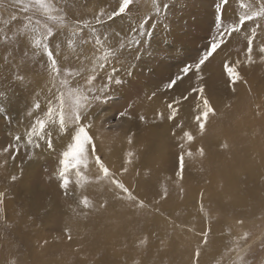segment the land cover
Instances as JSON below:
<instances>
[{
  "label": "rangeland",
  "instance_id": "374dc122",
  "mask_svg": "<svg viewBox=\"0 0 264 264\" xmlns=\"http://www.w3.org/2000/svg\"><path fill=\"white\" fill-rule=\"evenodd\" d=\"M167 2L170 8L163 14H158L154 11L151 0H135L125 14L107 21L104 25H96L94 16L101 9L110 12L118 8L119 0H59L60 6L66 8L69 20L92 21L97 34L112 36L119 33L121 37L135 35L131 29L135 28L142 18L147 21L146 31L151 33L139 37L144 41L143 44H133L121 51L117 67L121 68L119 77L123 83L113 84L106 99L95 103L90 109L89 132L93 136L97 154L111 172L115 173L116 178L154 212L156 202L160 201L163 195L148 194L138 176L142 178L147 174V170H152L154 173V165L157 164L176 177L177 171L181 170L179 161L182 153L181 144L185 145L183 153L189 151L193 157L200 155L198 150L201 148L203 152H213L216 155L222 154L221 152L225 150L228 153L230 151L231 157L234 155L236 161L231 162L232 165L230 164L226 172L227 180L231 181L234 174L237 175L234 181L238 193L240 191L242 198L246 197L249 201H254L256 209L259 208L256 210L257 215L239 216L235 209L226 210L225 216L219 211L210 214L209 211L213 206L211 198L214 195L209 194L210 189L206 192L210 187L205 179L201 180L202 183L199 181L196 184L197 199H190L186 204L178 200V206L184 210V213L192 211V214H198L196 211L201 210L202 205L204 211H201L200 219L203 220H199L202 233L207 232L210 236L212 232L209 241L207 239L208 248L216 251L210 260L198 264H264V61H261L259 56H255V63H242L237 71L246 83L238 81L233 92L224 72L223 61L225 59L235 61L237 58L244 60L241 52L246 42L242 36H237L223 52L202 66L201 81H197L190 73L189 78L184 79L174 91L165 90L163 85L174 77L184 64L198 57L214 32L215 5L218 0H167ZM247 2H255L258 5L259 0H247ZM14 11L15 9L10 7V0H0V37H3L8 29V25L3 21L8 18L10 12ZM238 11L239 0H230L224 10L226 21L236 18ZM261 23L264 24V21ZM82 35L90 38L91 33L88 29H84ZM58 39L63 40V35ZM261 40H264V34L257 40V46ZM62 48L59 58L62 65L69 62L75 65L78 55L81 59L84 55H91V45L79 46L74 52L66 46ZM65 57L69 59L65 60ZM18 62L19 59L12 61L11 64H0V192L5 193L3 211L0 213L2 216L0 264H139L137 263L139 253L132 261L133 256L130 258L129 253L122 250L117 243L114 245L110 242H100L90 245L85 251L77 250L74 241L84 239L98 227H101L102 231L97 234L101 235L109 228L112 240V235L117 233L127 242H132L133 237H126L124 231L128 226L134 228L135 224L123 220L107 222L111 215L107 214L106 219V215L102 213L104 209L109 208L100 207L101 204H105L104 201L107 204L110 200H114V203L120 205H125V202L129 201L115 198L112 191H109L112 187L109 181L95 179L97 170L94 164L90 163L86 172L90 178L89 182L83 183L82 186L76 185L77 177L74 172H70L69 178L72 183L69 185V191L74 194L67 196L64 194V190L59 186L60 181L56 171L59 153L70 142L69 135L56 138L54 150H48L43 145L39 149L32 148L21 141L15 160L10 155L15 149L10 148L8 153L3 152L5 147L16 143L15 136H23L25 126L31 120L28 114L34 111L31 105L35 102L41 103L42 106L46 104L48 79L46 57H33L29 52L26 67L22 70L16 68ZM17 73L23 75L24 79L17 80ZM100 82L97 80L96 83ZM199 84H203L204 95L209 99L216 113L209 116L203 134H200L195 122V116L198 114L196 94L181 102L174 120L169 121L166 118L169 114L167 104L179 94L185 93L186 89L190 90V86L198 87ZM153 92L156 93L155 96L152 95ZM257 93L263 98L262 104L259 105H256ZM121 112L127 114L122 117ZM158 112L164 113L163 120L158 118ZM141 115L145 117L143 121L140 120ZM240 125L250 126V131H238ZM183 131H190L194 139L190 142L181 139ZM236 134L243 138L244 143L240 148L233 145ZM116 145L127 147L126 152L124 151V163L120 168L111 167L114 163L110 159V151L113 147H118ZM244 150L245 154L249 150L255 151L252 160L254 162L242 160L238 167L237 161H240V157L245 158ZM129 152L134 154L131 163L125 165ZM125 166L128 168L127 172L122 171ZM191 166L190 160L187 161L184 156L182 171L188 176ZM249 166L254 172L250 171ZM260 166L262 172L258 174ZM230 174L233 176L231 177ZM12 175L17 177L15 181L11 180ZM198 189H202L203 192L205 190L206 195H209L204 196L206 199L202 203H197L201 198L199 196H203ZM83 195L88 196L92 201V208L84 209L79 205V198ZM171 203L175 204L176 200ZM128 204L133 209V217L139 219L141 208L131 202ZM146 207L142 208V211ZM156 211L160 214L159 209ZM164 211L166 214L169 213L168 209ZM159 216H161L158 219L159 225L151 221L148 230L156 233L163 227L164 232V226L169 227V223L166 222L170 217L162 214ZM196 216L194 215L193 220H197ZM256 216L259 217L258 220ZM228 217L233 220L232 223ZM241 218L244 221L238 224V221H242ZM208 220L214 223L207 225ZM229 222L230 226L227 224ZM112 224L115 225L113 229H111ZM179 224L177 223L178 226ZM217 225L221 229L218 230ZM230 231L235 233L230 234ZM214 232L223 240L213 241ZM144 233L143 235L151 241H148L143 248L148 260L151 255L148 250L150 245H155L154 250L158 248L162 250L160 255L158 252V263L149 261L147 264H167V261L176 258V248L184 247L183 243L169 244V236H171L169 233L165 235L166 237H161L158 233L155 234L157 236H153L151 231ZM202 233L196 232L195 235L203 236ZM201 239L203 240L199 243H203L204 237ZM218 241L221 244H218ZM210 243L213 245L211 246ZM218 252L219 255L216 254ZM187 256H190V253L181 257L182 264L184 262L190 264ZM191 259L195 260L192 264L198 261L197 258ZM174 261L170 262L177 264L178 260Z\"/></svg>",
  "mask_w": 264,
  "mask_h": 264
},
{
  "label": "snow or ice",
  "instance_id": "6c2138e0",
  "mask_svg": "<svg viewBox=\"0 0 264 264\" xmlns=\"http://www.w3.org/2000/svg\"><path fill=\"white\" fill-rule=\"evenodd\" d=\"M134 2L135 0H119L118 8L110 12L101 9L94 16V23L104 25L107 21L125 14ZM229 2L230 0H218L215 5L214 32L198 57L184 64L179 72L163 85L165 90L174 91L184 79L189 78L190 73L195 76L197 81H201L203 79L202 66L223 52L237 36H242L246 42L241 52L244 60L241 61L237 58L235 61L230 59L223 61L224 72L227 74L229 87L233 92H235V84L238 81H243L237 71L241 64L255 63V56H259L260 60L264 61V40H261L258 46L256 43L264 34V24L261 23L264 21V0H259L258 5L255 2L239 0V11L236 18L226 21L224 10ZM151 4L158 14H163L170 8L167 0H151ZM10 7L15 11L10 12L8 18L3 21L8 25V29L3 37H0V64H11L12 61L19 59L20 62L15 66L22 70L26 67L28 53L31 52L33 57H46L48 79L46 104L42 106L41 103L35 102L31 105L34 111H30L28 114L31 120L25 126L23 136H15L16 143L5 147L3 152L8 153L10 148L15 149L10 154L11 158L15 160L21 141L32 148L39 149L43 145L48 150H54L56 138L69 135L70 142L59 153L56 171V176L60 181L59 186L64 190L66 196L74 194L69 191V185L72 183L69 173L74 172L77 177L76 185L82 186L83 183L90 180L86 172L91 163L97 170L95 179L109 181L112 186L109 191H112L115 198L125 199L141 209L146 207L144 201L138 200L133 191L116 178L115 173L111 172L97 154L93 136L89 132L91 128L89 113L95 103L103 102L106 99L113 84L123 83L119 77L121 68L117 67L121 51L133 44H143L144 41L139 37L151 35L146 31L147 21L142 18L138 25L131 29L135 35L121 37L119 33H115L109 36L97 34V29L93 26L92 21L69 20L66 8L60 6L59 0H10ZM84 29L89 30L90 38L82 35ZM61 35L64 37L63 40L58 39ZM85 45H91V55H84L83 59L78 55L75 65L70 62L61 64L59 58L63 51L62 46H66L67 49L74 52L77 47ZM68 59L69 57H65V60ZM16 79L23 80L24 76L17 73ZM97 80L101 82L97 84ZM243 82L246 83V81ZM204 91L203 84H199L198 87L190 86V90L186 89L185 93L179 94L171 103L167 104L169 114L166 118L169 121L174 120L181 102L188 100L192 94H196L198 114L195 116V122L199 127L200 134H203L209 116L216 114L209 99L204 95ZM152 95L155 96L156 93L153 92ZM126 114V112H121L120 116L123 117ZM157 116L161 120L165 118L163 112H158ZM144 119L145 117L141 115L140 120ZM177 127H182V125H177ZM181 139L190 142L194 137L190 131H183ZM129 143H131V139H129ZM180 147L182 153L179 161L182 170L185 145L181 144ZM198 151L200 155L204 154L202 148ZM132 155L131 152L127 153L125 165L131 163ZM187 155H192V153L188 152ZM127 170V166L122 168L123 172H127ZM176 175L180 177L181 171H177ZM16 179L15 175L11 176L12 181ZM4 196L5 193L0 192V213L3 211ZM78 203L84 209L93 207L92 201L86 195L81 196ZM105 204H101L100 207L103 208ZM201 211H204L202 205ZM237 223L242 224L243 221ZM202 235L206 244L208 233L204 232ZM69 239H71L70 235ZM141 243H147V238L142 239ZM195 256H200L199 247L195 251Z\"/></svg>",
  "mask_w": 264,
  "mask_h": 264
},
{
  "label": "bare ground",
  "instance_id": "6f19581e",
  "mask_svg": "<svg viewBox=\"0 0 264 264\" xmlns=\"http://www.w3.org/2000/svg\"><path fill=\"white\" fill-rule=\"evenodd\" d=\"M262 99L263 98L261 97V94L257 93L256 94V101H258V103L256 105L262 104ZM250 128L251 127L248 125H245V126L240 125L237 130L249 132ZM236 135L237 136H234L233 145H236L240 148L242 143H244L243 138L239 134H236ZM255 139H256V137H255ZM244 140H245V137H244ZM116 146H118V145H116ZM146 147L147 146H145L144 149H146ZM126 148L127 147H125L124 145H120L118 147H113L111 149L110 159L114 163L111 165V167L116 166V167L120 168L121 167L120 165H123L124 155H125L124 151ZM136 153H137V151H136ZM221 153L222 154H220V155L219 154L216 155V154H213V152L212 153L211 152H204L203 155H199L197 157H193V156L187 155V153H185L184 154L185 159L187 161L190 160V163L192 164L191 170H190V176L186 175L182 170H180L181 176L180 177L176 176L177 177L176 178V177L170 175L164 168L158 167L157 164L154 165V167H155L154 173L152 170H147V172H146L147 174L145 176H142V178H141V176H138L142 180L143 187L147 191L148 194L154 193V194H162L163 195L162 199L160 201L156 202L155 207H156V209H159L160 214H162L163 216L166 215V217L167 216L170 217V218H168L169 221L166 222L167 224L169 223V227L164 226V228H165L164 232H163V227H161V226H159L161 228L158 229V232H156V233H155V231L152 232L153 230H150V229L148 230V226H149L148 224L151 221L153 224L158 223V219L161 217V216H159L160 214L157 213L156 209L154 212L150 211V208H147L148 206L143 211H142V209H140L141 213L139 214V219H136L135 217H133V209L129 206L130 205V204H128L129 202H125V205H120L119 203H114V200L113 201L110 200L109 203L105 204V206H107L109 208H106L104 210L102 209L103 210L102 213H104L106 215V219H107V214H108V216H109V214L111 215V217L107 219L108 223L123 220V221H127V222H132L133 224H135L134 228H132L131 226H128L124 231V234L126 235V237H131V236L133 237V238L131 237L132 242H127V240L125 238L121 237L117 233H114L112 235V238H113V240H112L111 239V231L109 228H107V231L105 233H102L101 235L97 234V232L102 231L100 229L101 227H98V229L95 230L94 232L87 234V236L84 239H82L80 241H77V240L74 241V244L77 245V250L78 251H85L90 245L97 244L100 242H110L111 244H114V245L117 243L118 246L122 250L129 253L130 258L133 256L132 261H134L136 254L139 253L140 255L137 258V263L147 264V262H149V261L152 263H158L159 262V261L157 262L158 252L160 255V253L162 251V250H160L161 248L154 250L155 245L154 246L150 245V249H148V250L151 252V255L149 256L150 260H148V258H146V256L144 255V251H143V248H145L144 245L147 243H141V240L145 238V235H143L144 231H147V233H148V231H151L153 236H157L155 234L158 233V235L161 237L162 236L164 237L166 234L169 233L171 235V236H169L170 237L169 244L171 243V245L183 243V245H184L183 248H176V258L174 260H178L179 263L177 262V264H182L183 261H182L181 257H185V255L189 254V253H190V256H187V259L189 257L188 260H189L190 264H192L193 260H194L191 258H195V259L197 258L196 260H198V263L202 262L204 260H210L212 258V256L214 255V252L216 251L215 248H214L215 250H213V251L211 250V248H208V241L211 238L210 236H211L212 232H210L211 233L210 236L207 237L208 241L206 244L204 243V241H203V243H199V242H201V240H203V239H201V238H203V236L195 235L196 232L198 234L202 233V226L200 224L201 223L200 221L203 220V219L202 220L200 219L202 216L201 210L199 209L198 211H196V213L198 212V214H192V211H188V212L184 213L183 212L184 210H181L180 207L178 206V204H179L178 200H182L181 203H183V204H186V201H189L190 199L196 200L197 194H198V192L196 193L197 190L195 191V189L197 188L196 184H198L197 182L205 179V180H207V183L209 184V187H210V188L206 189V192L208 191V189H210L209 194L214 195L211 198V201H212L211 204L213 206L211 207V209L209 211L210 214L213 212L219 211L221 214H223L225 216L227 211H231V209H235V210H237V214L239 216H251V217L254 216L255 217V215H257L256 210L259 209V208L256 209V206L253 203L254 201H249V199L246 197L242 198L241 194H239L240 191L238 193V190H237L236 185H235L236 182L234 181L235 180L234 177L237 176L236 174H234V176L232 175L233 177L230 174V176L233 179L231 181L227 180L226 172H228V169L232 165L231 162H233L235 160V156L233 155L231 157V152L229 151V153H228V152H226V150L222 151ZM243 154L245 155V156L243 155V157H245V158H242V156L240 157V161H237V163H239L238 167H239L240 162L242 160H247V162H249V163L254 162V161H252L253 158L255 157V151L254 150H249L248 152H246V154H245V150H244ZM238 158L239 157H237V160H239ZM241 166H242V164H241ZM243 166H246V165H243ZM249 167H250V171H252L253 168L251 170V166H249ZM234 169H235V167H234ZM231 171H233V170H231ZM248 172H249V170H248ZM252 172H254V171H252ZM260 172H262V166H260L258 174ZM249 174H250V172H249ZM200 183H202V181ZM227 184H229V185H227ZM233 188L235 190L234 192H233ZM213 190H214V193H213ZM194 191L196 194L194 193ZM199 191L201 192V195H203V196H199L201 198L199 199V201H197V203H202L206 199L208 194L206 195L205 190H204V192L202 191V189ZM165 192H166V195H165ZM193 193L195 194V196ZM204 196H206V197H204ZM175 200H176V203L172 204L171 201H175ZM259 202H260V200H259ZM103 203H105V201ZM260 204H262V203H260ZM115 206H116V208H115ZM198 206H199V204H198ZM165 209H168L169 213L167 211H166L167 214L164 213ZM196 210H197V208H196ZM194 215L195 216L197 215L196 216L197 220H193ZM101 216H103V215H101ZM229 218L230 217H228V219ZM256 218H257V216H256ZM258 218H257V220H258ZM230 220L232 223L233 220L231 218H230ZM230 220H228V221H230ZM235 220L237 221V219H235ZM239 220H240V218H239ZM241 220H242V218H241ZM242 221H244V219ZM206 222H207L206 223L207 225L208 224L211 225L214 223V222L212 223L209 220ZM254 222H255V220H254ZM177 223H180L179 226L177 225ZM203 223H205V222H202V224ZM227 224L229 225L230 222ZM158 225H159V223H158ZM219 225H217L218 230L221 229L218 227ZM111 226H112L111 229H113L115 227L114 224H112ZM187 227H188V229H187ZM211 227H214V226H211ZM208 228H210V227H208ZM224 228H226V227H224ZM204 230H206V229H204ZM234 231L236 232V230H234ZM234 231L233 232L230 231L231 232L230 234L235 233ZM193 232H195L194 235H193ZM233 235H235V234H233ZM212 237H213V241H217V240L222 239V238H220L221 236L219 234H216V232H214V236H212ZM181 239H183V240H181ZM148 241L149 240L147 239V242ZM149 242H151V241H149ZM218 244H221V242H219ZM210 245L212 246L213 244L210 243ZM198 247L200 248V256L196 257L195 251ZM220 248L222 249V247H220ZM235 251L236 250H234V253H235ZM227 253H228V250H227ZM216 254L219 255V252ZM145 258L147 260H145ZM174 260H169L166 263L167 264H173V262H175ZM170 261H173V262H170ZM194 262H195V260H194ZM184 264H186V263L184 262Z\"/></svg>",
  "mask_w": 264,
  "mask_h": 264
}]
</instances>
